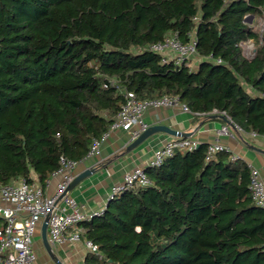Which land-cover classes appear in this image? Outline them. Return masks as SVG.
I'll return each mask as SVG.
<instances>
[{
	"label": "trees",
	"instance_id": "trees-1",
	"mask_svg": "<svg viewBox=\"0 0 264 264\" xmlns=\"http://www.w3.org/2000/svg\"><path fill=\"white\" fill-rule=\"evenodd\" d=\"M250 15L264 18V0H0V184L36 176L45 189L61 157L83 160L109 129L126 91L175 95L191 113L224 112L264 135V29ZM168 33L196 38L197 65L148 49ZM207 150L176 149L146 169L149 185L117 193L84 222L102 254L85 262L264 264L251 167Z\"/></svg>",
	"mask_w": 264,
	"mask_h": 264
},
{
	"label": "built area",
	"instance_id": "built-area-1",
	"mask_svg": "<svg viewBox=\"0 0 264 264\" xmlns=\"http://www.w3.org/2000/svg\"><path fill=\"white\" fill-rule=\"evenodd\" d=\"M197 41L193 36L190 42L183 43L176 33H168L163 40L150 44L148 49L164 55L163 62L174 60L176 64L190 63L198 56ZM254 52L251 54L252 57ZM218 62L220 59L217 60ZM125 103L114 117L109 129L99 139H94L83 160L61 157L60 167L52 176L61 175L55 191L51 194L39 182L28 181L24 178L0 184V264H38L34 245L36 231L47 218L48 240L51 245H72L83 243L86 255L92 254L102 258L98 245L84 237L86 229L82 225L92 217L100 215L103 210L87 211L69 193L63 195L69 183L73 180L74 169L86 158L100 152L103 141L112 131L124 129L130 132V141L133 142L145 131L149 124L144 119L145 111L152 108L171 107L179 105L182 110L190 112L189 108L175 95H164L150 100H140L136 94L126 91ZM217 114V111H213ZM228 122L220 129V134L229 133L232 121L225 113ZM237 130L241 129L234 124ZM257 136L255 133H250ZM199 143L196 140L184 137H175L166 140L149 158L146 165H137L126 171L122 183L113 186L109 200L117 193L135 187H145L150 184L146 169L160 166L167 157L174 154L176 149H194ZM219 151H230L227 145L221 142L208 144L206 159H210ZM49 182V180H48ZM47 182V183H48ZM249 188L254 202L264 208V182L258 172L251 168ZM83 264H88L83 262Z\"/></svg>",
	"mask_w": 264,
	"mask_h": 264
},
{
	"label": "crops",
	"instance_id": "crops-1",
	"mask_svg": "<svg viewBox=\"0 0 264 264\" xmlns=\"http://www.w3.org/2000/svg\"><path fill=\"white\" fill-rule=\"evenodd\" d=\"M199 56L192 59L197 65ZM190 62V63H191ZM145 121L151 125L163 124L182 133L174 136L166 132H157L146 138L142 143L128 149L130 132L124 129L112 131L103 141L100 152L86 158L73 171V175L85 169L94 168V172L77 184L69 194L87 211H101L107 206L113 186L122 183L126 171L137 165H146L153 152L166 140L175 137H186L198 143L221 142L229 147L234 156L242 158L256 170L264 182V135L252 136L250 133L237 130L231 124L228 134H220L226 121L219 116L203 117L182 110L179 105L171 107L148 108L144 114ZM34 180L38 182L36 176ZM61 175L51 176L45 186V192L55 191ZM38 264H56L49 256L41 237V225L34 238ZM54 254L64 264H83L86 249L83 243L72 245H52Z\"/></svg>",
	"mask_w": 264,
	"mask_h": 264
},
{
	"label": "water",
	"instance_id": "water-1",
	"mask_svg": "<svg viewBox=\"0 0 264 264\" xmlns=\"http://www.w3.org/2000/svg\"><path fill=\"white\" fill-rule=\"evenodd\" d=\"M253 19V16H247L245 21L246 22H251ZM217 115H214L213 117H216ZM222 118L228 122V120L222 115ZM157 132H166L168 134L174 135V136H181L182 133H180L177 130H174L172 128H170L167 125H163V124H155V125H151L149 126L145 131H143L137 139H135L132 143H130V145L128 146V149H133L134 147H136L137 145H139L140 143H142L146 138H148L149 136H151L154 133ZM94 172V168H88L85 169L84 171H82L81 173L77 174L76 176H74L73 180L69 183L66 191L63 193V195L69 193L77 184H79L83 179H85L86 177L90 176L92 173ZM47 228H48V222H47V218L42 222L41 225V237H42V241L43 244L49 254V256H51V258L55 261L56 264H64L53 252L52 249V245L48 240V234H47Z\"/></svg>",
	"mask_w": 264,
	"mask_h": 264
},
{
	"label": "rangeland",
	"instance_id": "rangeland-1",
	"mask_svg": "<svg viewBox=\"0 0 264 264\" xmlns=\"http://www.w3.org/2000/svg\"><path fill=\"white\" fill-rule=\"evenodd\" d=\"M253 18L250 23L251 25H254V27H256L258 30H260V32L263 31L264 29V18H259V19H255ZM243 47H244V53L246 56H251V54L253 53L254 49V44L252 41H247L245 43H243Z\"/></svg>",
	"mask_w": 264,
	"mask_h": 264
}]
</instances>
